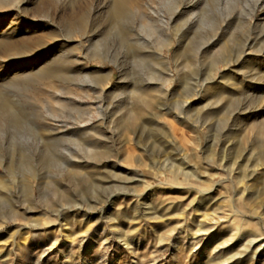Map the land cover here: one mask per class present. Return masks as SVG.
Instances as JSON below:
<instances>
[{"label":"rangeland","instance_id":"obj_1","mask_svg":"<svg viewBox=\"0 0 264 264\" xmlns=\"http://www.w3.org/2000/svg\"><path fill=\"white\" fill-rule=\"evenodd\" d=\"M115 2L0 0V264H264V0Z\"/></svg>","mask_w":264,"mask_h":264},{"label":"bare ground","instance_id":"obj_2","mask_svg":"<svg viewBox=\"0 0 264 264\" xmlns=\"http://www.w3.org/2000/svg\"><path fill=\"white\" fill-rule=\"evenodd\" d=\"M118 1L121 2V0H116V2H118ZM120 2H118V4H116L114 6L112 5L113 8H115L116 10H118L117 12H119V10H121V6H120L121 4H120ZM245 45L246 44H244V46ZM200 48L197 51L193 50V48H191V50H190V48H189L188 51L186 52L185 56H184L185 68L192 66L190 69H188V70L186 69L187 70V72H186L187 77L186 78H189L193 74H195V71L197 69L196 68V65H197V63H199L198 54H199ZM243 51L244 50H241L240 52H236V53H234L233 50L232 51H229L228 54L225 55V57H227V58L226 59H223L224 61L222 63L223 64L222 66H224L225 68H227V67L229 68V66L231 65V63L232 62H235L237 60V58H238V60H240L239 57L243 58L241 56V54L242 55L244 54ZM205 52H203V53H205ZM223 52L225 53V50H223ZM221 76H223V74H221ZM148 103L149 102L146 101L145 99H142V98L136 96L135 97V101H134V107L132 109H126L124 111V113L118 119V121L120 122L119 124H121L123 126L124 125L128 126L127 125L128 123L131 124V121H133L135 117L139 116L141 113H143V111H145L147 109V107L149 106ZM187 107H188V109H190L189 108L190 107L189 105ZM56 195H58V193Z\"/></svg>","mask_w":264,"mask_h":264}]
</instances>
